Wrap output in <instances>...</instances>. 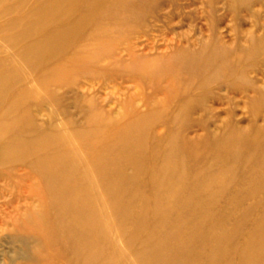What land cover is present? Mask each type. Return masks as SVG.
<instances>
[{
    "label": "rangeland",
    "instance_id": "374dc122",
    "mask_svg": "<svg viewBox=\"0 0 264 264\" xmlns=\"http://www.w3.org/2000/svg\"><path fill=\"white\" fill-rule=\"evenodd\" d=\"M17 3L18 0H0L3 6ZM90 3L91 0H79L75 4L59 0L57 7L47 17H42L44 21L37 33L51 31L63 26L64 22L75 23L91 8L93 3ZM103 9H98L94 18L83 22L82 32L69 48L68 54L79 57L80 62L70 70L74 76L66 84L53 82L39 88L38 95L20 101L21 106L15 109L11 120L1 117L4 108L11 103L1 102L0 142L7 143L19 136L35 138L37 134L28 132L30 128L24 127L22 122L28 120V115L35 119L40 133L62 130L63 117L70 118L73 135L66 148L71 151L72 162L79 166L77 172L83 174L81 181L76 183L80 187L88 186L86 181L90 184L88 190L83 191L82 201H85L87 195L91 198L99 193L102 197L101 187L107 186L106 179L110 176L106 169L108 164L95 170L96 166L91 164L93 155L101 149L84 139L91 137V117L103 112L110 120L117 121L113 133L122 132L119 137H130L132 119L136 124V118H141L143 144L133 142L132 138L133 149L124 152L121 160L110 158L114 162V173L121 171L133 179L140 177V192L164 196L168 193L152 185L151 179L163 173L173 178L179 176L186 182L182 183L186 188H194L196 198L206 199L219 189L216 186L220 183L210 180V177H219L213 172L222 170L224 173L229 168L235 175L227 178L228 190L222 201L253 206L249 216L253 219L264 217V0H126L118 8L107 6ZM206 49L215 54L213 60L208 56L206 63L191 70L185 65L179 74L158 69L171 59H188L190 52L199 55ZM61 60L62 57L55 58L47 66H55ZM37 63L38 69L43 70L44 65ZM146 65L152 70H145ZM201 79L208 81L204 83ZM25 111L29 114H24ZM6 121L9 123L5 130L2 123ZM227 137L231 139L225 143V148L219 146ZM50 151L48 148L37 155L4 161L14 164L0 169L3 180L0 185L7 192L0 200L1 209L13 210L17 205L25 209L30 203L25 201L30 199L26 194H21L20 201L15 203L17 190L12 191L9 186L12 184L10 174L14 179L22 176L20 173L14 175L11 168L32 169L31 163L49 155ZM179 170H182L180 174ZM196 173L205 177L195 176ZM116 182L121 180L117 178ZM190 193L193 194L190 190L186 194ZM164 200L168 202L169 197L165 196ZM102 205L93 215L94 225L99 226L101 222L102 234L113 246L106 245L97 256L99 262L113 263L119 261L120 256L121 264H129L125 263L128 257L124 246L131 236L138 211L130 212V217L124 221L121 213L113 218ZM142 205L156 207L155 202ZM180 207L194 212L206 210L203 203L181 204ZM244 210H237L238 221ZM140 213L144 222L153 221L152 215L147 219L145 211ZM116 218L128 226V235L122 234ZM118 232L123 237L120 246L115 240L120 236ZM204 232L206 241L191 244L192 253L181 255L179 260L183 263L176 264H203L209 260L207 246L213 241L209 232ZM228 234L231 238L235 233L229 229ZM7 235L0 236V263L18 246L5 242ZM258 241L264 243V231ZM115 246H119V256ZM133 248L130 251L139 250V243L134 241Z\"/></svg>",
    "mask_w": 264,
    "mask_h": 264
},
{
    "label": "bare ground",
    "instance_id": "6f19581e",
    "mask_svg": "<svg viewBox=\"0 0 264 264\" xmlns=\"http://www.w3.org/2000/svg\"><path fill=\"white\" fill-rule=\"evenodd\" d=\"M24 1L18 0L17 4L8 6L0 4L3 6V8L0 6L2 9L0 13V107L1 102L11 103L6 109L4 108L1 115L8 120H11L15 109L21 106L20 101H27L28 98L38 95L39 88L49 86L53 82L66 84L69 78L74 76L73 71L70 70L75 68V63L80 62V58L71 56L68 52L72 42L77 40L78 33L82 32L85 26L83 22L94 18L98 9L107 6L118 8L124 1L126 2V0H101L100 2L91 0L93 3L91 8H88L86 14L79 17L75 23L64 22L63 26L52 28L51 31L37 33L44 21L42 17L45 15L47 17L53 8L57 7L59 0ZM69 1H74L75 4L79 0H65V3ZM21 4L25 5L20 7ZM25 11L26 13L22 14ZM33 19L36 20L33 21ZM201 51L200 54L198 52L199 55L190 52L187 54L188 59H171L164 65H159L160 63L157 62L158 69L177 74L183 68L182 65L191 70L197 65L206 63L209 58L213 60L215 57L209 49ZM59 57H62L59 62L61 65L57 63L55 66H47L48 62L54 61L55 58L59 59ZM37 62L44 65L43 70L38 69ZM144 69L152 70L147 65ZM201 80L204 83L208 81V79ZM24 114L29 113L25 111ZM27 118L28 120L23 119L22 121L24 127L30 128L28 132L35 133L34 135L37 134V136L31 139L19 136L13 137L7 143L0 142V169L3 166L8 167L7 165L12 167L14 164L4 162L5 160L37 155L48 148L51 151L49 155L36 158L31 163L32 169L31 167L28 169L18 167L10 170L15 173L14 175L20 173L22 176L14 179L10 174L12 184L9 186L12 191L17 190L15 203L20 201L21 194L29 195L30 199L25 201H30V203L25 209L17 205L13 210L8 211L1 209L3 206L0 205V236L3 237L7 233L5 242L18 244L17 249L12 251V255L7 256L6 260L4 259L0 264H56V262L60 264H100L97 256L106 248V245H112L105 240V235L102 234L101 222L99 226L94 225L93 215H96L95 212L102 204L108 215L115 218L121 213L124 221L130 217V212L138 211L136 220L132 224L131 236L127 237L128 240L124 246L128 257L125 263H183L179 260L181 255L192 253V248L189 247L191 244L206 241L203 236L204 230H207L213 244L207 246L210 253L209 260L203 264H264V243L256 242L264 231V217L251 218L249 209L254 208L253 206L245 207L242 202L233 203L231 200L222 201L225 191L228 190L225 184L228 182L227 178L235 175L231 169L228 168L224 173L222 170L213 172L219 177H210V180L213 183L217 180L220 185L216 187L219 189L213 191L206 199L196 198L197 193L194 188H186L182 184L186 182H183L179 176L173 178L167 173L153 177L151 184L158 185L168 193L165 195L169 197L168 202L164 200L165 196L161 193L152 195V193L140 192V177L133 179L126 176L125 172L114 173V162H111L110 158H117L114 161L121 160L120 157L124 152L133 149L132 138H134L133 142L138 144L141 141L143 144L144 134L140 128L142 119L136 118V124L134 118L132 119L131 123L134 125L133 134H128L130 137H119L122 132L116 135L113 133L116 130L114 126L117 125V121L110 120L105 113L101 112L91 117L93 123L90 131L91 137L85 136L84 139L90 145H98L101 148L91 160V164L96 166L94 170L98 167L100 169L105 167L106 163L110 176L106 179L107 186L101 187L102 197L97 193L98 197L95 195L90 198L87 195L85 201H82L85 194L83 191H87L90 184L86 181L88 186L80 187L76 183L81 181L80 177L83 174L77 172L79 166L77 162H72L71 151L66 148L73 135L72 120L67 116L63 117L62 130L40 133L37 132L39 127L35 125V119L30 115ZM7 123L9 122L2 123L5 130ZM230 139V137L224 138V143L219 146L225 148V143ZM237 139L240 144V138ZM0 141H2L1 137ZM232 157L235 158L236 155ZM184 170L185 167L183 172L186 174ZM181 172L182 170L178 171L179 174ZM195 176L205 177L202 173H196ZM1 177L0 173V182L3 181ZM117 178L121 180L120 183L116 182ZM189 190L193 194H186ZM6 196V190L0 185V200ZM152 202L156 203L153 209L142 205ZM191 203H203L206 210L194 212L180 207L181 204L188 206ZM242 208L245 210L238 221L237 210ZM84 209L88 210L91 215L85 214ZM139 210L146 212L147 219L152 215L153 221L149 223L147 220L145 222L141 220ZM147 211H153V213ZM116 219L119 220L118 227L122 234L128 235V226L119 218ZM226 225L229 226L226 227ZM229 229L235 233L231 235V238L228 234ZM118 235L120 236L115 240L120 246L123 237L120 232ZM134 241L139 243L140 248L137 251H130L134 249ZM119 246L114 247L117 248L115 249L117 256L120 252ZM71 247L74 250H71ZM118 258L120 261V256ZM121 260L125 259L121 257ZM119 261L118 259L113 263L107 261L106 264H121Z\"/></svg>",
    "mask_w": 264,
    "mask_h": 264
}]
</instances>
